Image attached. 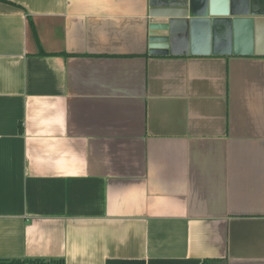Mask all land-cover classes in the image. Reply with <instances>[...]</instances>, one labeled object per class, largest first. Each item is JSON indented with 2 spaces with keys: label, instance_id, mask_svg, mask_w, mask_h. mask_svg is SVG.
I'll return each instance as SVG.
<instances>
[{
  "label": "crops",
  "instance_id": "0c3cea01",
  "mask_svg": "<svg viewBox=\"0 0 264 264\" xmlns=\"http://www.w3.org/2000/svg\"><path fill=\"white\" fill-rule=\"evenodd\" d=\"M148 21L149 0H0V259L264 264L252 20H193L163 57Z\"/></svg>",
  "mask_w": 264,
  "mask_h": 264
},
{
  "label": "water",
  "instance_id": "95a60500",
  "mask_svg": "<svg viewBox=\"0 0 264 264\" xmlns=\"http://www.w3.org/2000/svg\"><path fill=\"white\" fill-rule=\"evenodd\" d=\"M217 3L229 11L218 13ZM250 17V36L256 55H264V0H149L148 43L152 57L186 52L193 20L210 17Z\"/></svg>",
  "mask_w": 264,
  "mask_h": 264
},
{
  "label": "trees",
  "instance_id": "16d2710c",
  "mask_svg": "<svg viewBox=\"0 0 264 264\" xmlns=\"http://www.w3.org/2000/svg\"><path fill=\"white\" fill-rule=\"evenodd\" d=\"M43 54L47 55L45 52ZM0 264H65V261L63 259H0Z\"/></svg>",
  "mask_w": 264,
  "mask_h": 264
}]
</instances>
